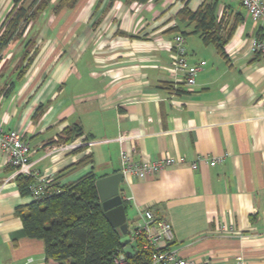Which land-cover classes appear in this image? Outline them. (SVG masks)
<instances>
[{"label": "crops", "instance_id": "crops-1", "mask_svg": "<svg viewBox=\"0 0 264 264\" xmlns=\"http://www.w3.org/2000/svg\"><path fill=\"white\" fill-rule=\"evenodd\" d=\"M58 2L0 61V125L29 141L39 175L66 184L120 172L122 150L136 162L184 157L146 178L125 176L132 225L151 207L172 223L181 256L264 264V56L250 48L253 37L264 39V22L237 0H78L56 12ZM13 5L0 0V25ZM208 7L227 38L224 53L181 13ZM177 34L191 63L206 61L192 87L170 70ZM29 42L33 58L20 74ZM75 126L80 136L58 142ZM198 154L226 159L195 170ZM12 171L0 150V264H47L44 242L27 237L16 214L32 198Z\"/></svg>", "mask_w": 264, "mask_h": 264}, {"label": "trees", "instance_id": "trees-1", "mask_svg": "<svg viewBox=\"0 0 264 264\" xmlns=\"http://www.w3.org/2000/svg\"><path fill=\"white\" fill-rule=\"evenodd\" d=\"M25 1L14 0L13 8L0 25V61L3 50L14 38L23 36L26 26L51 2L32 0L26 6ZM77 2L59 0L54 9L59 12L65 7H74ZM181 13L196 20L206 41L213 42L224 53L227 38L216 28L218 23L211 7ZM257 38L264 40L263 36ZM30 53V50H26L20 74L31 64L33 56ZM81 134L82 129L78 126L66 128L58 142H69ZM81 162H85V159ZM58 178L55 177L49 186V194L17 206L16 214L22 220L25 235L44 242L47 264H116V256L123 251V233L119 228H114L105 215L96 187L97 174L90 171L66 184L60 183ZM15 181L20 194L30 196L36 179L18 174ZM128 204L125 200L126 207ZM133 246L134 253L127 255V264H151L150 252L142 248V242L136 241Z\"/></svg>", "mask_w": 264, "mask_h": 264}, {"label": "built area", "instance_id": "built-area-1", "mask_svg": "<svg viewBox=\"0 0 264 264\" xmlns=\"http://www.w3.org/2000/svg\"><path fill=\"white\" fill-rule=\"evenodd\" d=\"M237 1L247 10L253 20L264 22V0ZM250 48L252 52L264 56V40L253 37L250 41ZM172 50L175 57L170 70L175 76H180L188 86H194L197 75L205 66L206 61L191 63L188 60L186 40L182 34H177L173 38ZM133 137L123 136L119 140L123 141ZM52 149L56 150L59 147ZM0 150L8 156L9 165L13 167V176L24 174L33 176L36 179V183L31 187L30 197L32 199L42 198L49 194V186L54 178L39 175L38 170L34 168L35 162L30 158V143L20 131L6 129L0 125ZM132 155V152L122 150L121 172L124 178L127 174L146 178L166 167L187 162L184 157L177 158L174 156L160 157L148 162H136L133 160ZM225 159L226 155L198 154L189 163L191 168L196 170L202 164L215 166L224 162ZM128 233L130 234V244L133 245L136 244V241H141L142 248L150 252L151 264H205L199 263L195 259L181 256L178 249L172 246L175 240L172 223L167 218L156 215L151 207L140 210V218L134 225H129ZM115 262L116 264H127V254L124 250L116 256Z\"/></svg>", "mask_w": 264, "mask_h": 264}, {"label": "water", "instance_id": "water-1", "mask_svg": "<svg viewBox=\"0 0 264 264\" xmlns=\"http://www.w3.org/2000/svg\"><path fill=\"white\" fill-rule=\"evenodd\" d=\"M123 179L124 175L121 171L99 177L96 180V187L103 210L110 224L114 228H119L123 234H127L129 227L128 207L125 206V198L121 191ZM128 242H130V238L125 241L121 239L122 245Z\"/></svg>", "mask_w": 264, "mask_h": 264}, {"label": "rangeland", "instance_id": "rangeland-1", "mask_svg": "<svg viewBox=\"0 0 264 264\" xmlns=\"http://www.w3.org/2000/svg\"><path fill=\"white\" fill-rule=\"evenodd\" d=\"M31 1H32V0H26V1H25V5L28 6V5L30 4ZM22 26H23V25H22ZM28 26H29V25H28ZM28 26H26V29H25V30H27ZM21 30H22V29H21ZM22 39H23V36H19V37L14 38L12 41L15 42V41H19V40H20V43H21V42H23ZM24 40H25V39H24ZM27 41H28V40H27ZM25 42H26V40H25ZM26 46H29V47H27V48H29V49H27V50H30V51H32L33 48H34V45L30 44V42L27 43ZM33 53H34V51L31 52V54H33ZM1 61H2V56H1ZM127 216H128V222H129V225L132 226V223H133V220H134V215H133V212L131 211V209L128 210V214H127ZM129 237H130V234H129V233H127V234H123V236H122V240L125 241V240H127V238H129ZM123 244H124V243H123ZM123 250H124V252H125L128 256H131V255L134 253V246H133L132 244H130L129 242H128V243H125V245H123Z\"/></svg>", "mask_w": 264, "mask_h": 264}]
</instances>
